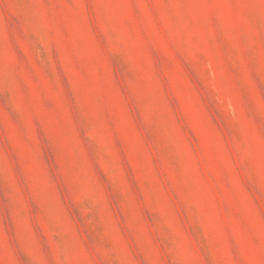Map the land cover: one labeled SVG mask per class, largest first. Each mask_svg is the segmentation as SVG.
<instances>
[{
  "label": "rangeland",
  "instance_id": "374dc122",
  "mask_svg": "<svg viewBox=\"0 0 264 264\" xmlns=\"http://www.w3.org/2000/svg\"><path fill=\"white\" fill-rule=\"evenodd\" d=\"M0 264H264V0H0Z\"/></svg>",
  "mask_w": 264,
  "mask_h": 264
}]
</instances>
